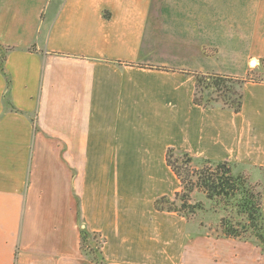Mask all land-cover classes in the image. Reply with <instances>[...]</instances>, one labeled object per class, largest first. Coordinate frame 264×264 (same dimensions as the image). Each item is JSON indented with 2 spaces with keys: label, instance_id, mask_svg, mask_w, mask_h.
I'll return each mask as SVG.
<instances>
[{
  "label": "crops",
  "instance_id": "obj_1",
  "mask_svg": "<svg viewBox=\"0 0 264 264\" xmlns=\"http://www.w3.org/2000/svg\"><path fill=\"white\" fill-rule=\"evenodd\" d=\"M206 3L0 0V31L31 39L0 44L11 78L7 91L0 71V264H97L82 249L84 229L107 264H264L254 243L209 237L154 205L182 190L169 148L239 163L264 183V68L236 114L193 103L185 68L204 71V29H184L197 40L183 55L169 44L167 61L151 60L159 29L150 17L164 8L204 17ZM230 50L215 62L238 65ZM261 52L264 60V36ZM224 242L234 251L227 256L216 250Z\"/></svg>",
  "mask_w": 264,
  "mask_h": 264
},
{
  "label": "trees",
  "instance_id": "obj_2",
  "mask_svg": "<svg viewBox=\"0 0 264 264\" xmlns=\"http://www.w3.org/2000/svg\"><path fill=\"white\" fill-rule=\"evenodd\" d=\"M8 51L0 45V71L6 79L7 91L11 86L5 66ZM194 77L193 103L196 106L222 108L236 114L242 112L248 80L202 72ZM166 163L180 181L182 190L174 199L167 196L156 199L157 211L176 213L188 221H194L200 212L221 213L224 216L217 228L219 236L246 242L254 239L264 245V183L254 184L245 166L231 161L203 160L200 167H194V158L174 148L168 149ZM196 194L203 195L206 203H193ZM81 235L86 252L94 257L97 264H107L99 248L88 244L90 234L84 229Z\"/></svg>",
  "mask_w": 264,
  "mask_h": 264
},
{
  "label": "rangeland",
  "instance_id": "obj_3",
  "mask_svg": "<svg viewBox=\"0 0 264 264\" xmlns=\"http://www.w3.org/2000/svg\"><path fill=\"white\" fill-rule=\"evenodd\" d=\"M211 1L213 0H207L206 5L208 12L204 17L186 18L178 16L177 12H173V15H171L168 14V11L165 8L160 10L157 16L153 15L152 18L150 17L149 27L151 29H159L156 33L157 36H155L154 33L151 35L153 41L155 42L153 45L157 47L156 54L153 53L154 55L151 60L156 63L167 61L169 44H171V54H174L175 56L177 54L183 55V52L178 51L182 48V45L184 43H189L191 38L194 41L197 40L193 36H190L192 30L188 31V33L185 31V33H187V35H185L184 29H204L205 36H203L198 43L203 46V52L208 57V62H206L207 64L202 62L201 65L204 69L202 73L226 74L240 79H246L249 82L245 85V88L250 83L262 82L264 60L261 57V50L263 49L264 36V0H215L213 5V7L215 6V10L212 8V11ZM153 26L156 27L154 28ZM20 31L21 29L18 32L19 34ZM230 40H233V42ZM28 41L30 42L31 39H27L21 35L14 36L11 31L8 32L6 29L0 31V44L4 46L11 44L26 46ZM230 49L235 52L232 56L238 59L235 60L238 61V65L229 66L228 62L225 61L227 59L226 57L222 58V66L219 62H215L217 61L216 59L220 60V57L225 54V51L226 53H230ZM5 50L8 49L5 48ZM252 61L258 62V65L256 67H252ZM194 64L200 67V63ZM215 64H217L218 68L222 69H215ZM185 70L188 71V75L192 76L199 73L197 68H185ZM201 162L202 161H196V163H194V167H200L202 164ZM249 174L251 181L254 184L263 183V180L260 179L261 174L259 172H252ZM167 177L169 178L168 175H166V178ZM174 198L175 197L171 199ZM194 198L195 200L193 203H198L200 201L206 203L204 196L201 194H196ZM207 207L210 208L211 206L208 204ZM223 216L224 215L221 213L212 211L205 213L200 212L195 217L194 222L201 227H205L209 237L226 239L219 236L217 231L218 225ZM253 240L249 242L242 240L239 241L244 243H254L256 247L262 248V250L260 248L259 250L256 249V253L261 251L264 253V245ZM230 243L231 242H224L222 247H217L216 250L219 251L220 248L223 249V251H226L225 254L227 256L230 253V250L233 251ZM88 244H91V240L88 241ZM238 247L239 252L244 255L252 252L251 246H244L243 248L240 246ZM84 248L82 249L86 252V248Z\"/></svg>",
  "mask_w": 264,
  "mask_h": 264
}]
</instances>
